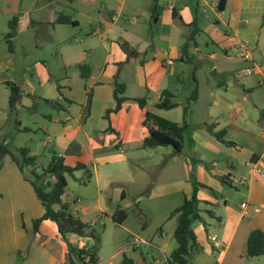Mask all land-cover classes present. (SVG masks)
Returning a JSON list of instances; mask_svg holds the SVG:
<instances>
[{"label":"crops","instance_id":"obj_1","mask_svg":"<svg viewBox=\"0 0 264 264\" xmlns=\"http://www.w3.org/2000/svg\"><path fill=\"white\" fill-rule=\"evenodd\" d=\"M81 1L83 5H87L88 3L94 4L98 0ZM102 1L100 8L101 16L98 18L99 11L97 12V16H89L91 20L97 23L89 35L98 37L101 42L99 45L106 49L107 47L104 43L105 35L112 34L113 37H116L114 35V27L116 25L115 23L109 24L107 19L109 18L113 22L118 21L124 13V3L126 0H116L117 2H121V5L116 7L112 3L113 0ZM218 2L219 0L208 4L207 0H196V7H192L193 4L189 0H166L165 4L160 6L156 0L152 8L153 16H151V20L156 18V24L159 26L160 33L154 36L146 44L145 48L138 50L131 44L129 39L126 40L123 36L119 37L117 41L114 40L110 45L113 58H108L104 62L105 66L99 72L97 70V63L93 60L90 65H87L90 74L88 79H83L81 75L80 79H78L80 81L69 79L68 77L60 79V84H57L59 97L70 105H75L79 101L73 94L74 91L77 92L80 89L83 91V88H85L87 100L88 94L92 93L90 114L86 119H84L85 112L83 108L81 110L75 109L78 112L76 117L71 114L66 117L57 116L50 118L52 134L49 133L51 129L46 128L48 131L46 144L52 152H56L57 155L63 157L65 163L71 167H74L78 163L85 164L87 169L92 173V177L88 183L94 181L97 186L96 190L89 192L76 191L77 194L74 193L73 201H71L72 203H76L73 207L72 203L65 199V197L68 198L66 192L62 197L64 204L68 205L69 209L83 223L89 225L91 220L87 217H91V215H98L100 218L112 217V221L115 223L113 220L115 211L112 212L108 208V205L116 201L115 203L119 208L128 212L126 221L121 224L126 228L125 224L130 222L132 218H135L129 212L133 209V206L128 203L123 205L127 200L129 192L123 189L119 195V199L113 200L111 198L108 199V195L104 191L114 183L135 191V196L142 194L147 185L144 180L147 177L149 169L153 166H159L161 163L162 156H159V162L157 160V156L159 155L157 150H161V152L166 150V153L169 155L170 149L168 148H171L170 154H173L174 149L172 147L149 149L144 146V140L149 134L148 129L144 126L146 111L149 110L147 107L145 109L140 107L145 114L144 120L140 122V126L138 125L139 117L137 115L129 117V111L125 112V103L127 101L123 103L119 111L112 112L109 116H106V114L116 107L114 99V81L116 76L119 82L126 85V91L128 90L127 84H130L129 81L136 82L144 87L149 86L150 89L156 88L155 90L158 91V99L160 101L162 93L165 90H169L166 88L165 78L171 76L177 64L185 65L190 61L187 56H183L182 54L183 45L191 39L190 44H193L196 49L199 48L196 37L205 30L202 29L201 23L204 19L201 21L198 9L208 6L211 12L217 16L216 22L209 23L206 28L209 30L208 44L215 47L221 53L215 52V58L224 64H227L226 62L230 63L228 57L235 58L234 54L236 53L237 43H247L250 47L253 60L246 62L236 58L235 63L252 65L249 68H253L257 76H264V68L256 60L254 54V50L256 53L261 52L256 47H259L264 42V0H227L223 11H219L218 6H213V4H218ZM132 9L135 11V8ZM174 11L177 12L175 16ZM36 12L37 9L35 8L21 12L19 14L20 17L14 15V17H18V32L29 29L32 25L38 23L32 16ZM59 15L61 14L51 11L48 16L49 24L52 26L57 25L56 20ZM70 17L72 21H76V24H68L74 27L80 26L79 20H76L72 15ZM100 26L104 29L103 33H100ZM220 26L225 28L223 32L218 28ZM193 35L194 38H192ZM121 42H128L140 53L139 56L127 60V55L120 46ZM93 46L94 43H92L91 48L88 50H82V53L93 52L95 49ZM64 52L66 56H70L73 53L70 47H64ZM84 57L83 55L80 59H84ZM36 66H38V75L48 80L50 74L46 67L43 64ZM245 69L243 70L244 72ZM133 72L134 78L131 76ZM236 75H238V72ZM220 85H225V82H222ZM19 87L22 89V95H24L23 88ZM63 88L67 89V94H61L63 93L61 92ZM54 101L50 99L46 100L52 106L58 104V102ZM217 104L215 102L214 105L217 106ZM59 106L61 111L70 113L71 107L67 108L61 104ZM214 119L216 121L210 126L213 139L224 146H232L239 149L238 146L240 145L237 141L225 139L227 134L224 131H220L218 117ZM59 123H62L64 127H60ZM186 125L188 130L189 124L186 123ZM219 132H222L224 140L229 144H225L215 137V133ZM214 140L195 134L192 141L193 150L197 152L200 147H205L212 154H217L220 150L215 144L216 142L214 143ZM262 141H264V133L262 134ZM248 143L246 151L250 155L249 159L242 161V163L237 161L231 165L228 164V171H224L223 168L215 169L214 172L208 171L202 166L206 163V156H201L199 158L200 164H198V179L195 184L169 183L162 185L161 191L151 196V200L157 198L162 200L159 205H154L151 202L149 203V201L144 202V199H141V197L135 200L137 204L135 209L139 211V214L142 216L150 215L154 218L153 223H155L150 229L148 225L143 228L140 223L136 229L143 231L142 240L147 243V247L156 248L160 256L165 258L167 264L170 254L175 249L171 245V240L174 238L177 226L175 218L169 219L170 214L183 204L186 197L190 198L195 190L197 198L200 201V214H207L219 225L217 229L218 234L215 235L217 236V242L213 246L214 251L217 252V264H244L246 260H250V257L247 255L249 235L255 229L264 232V178L261 177V173H264V142L261 143L259 140L250 139ZM150 150L151 153H149ZM246 151L242 149L241 152L246 154ZM31 155L37 156L34 150H31ZM50 159L51 157H49V161ZM177 161L178 159L175 158L170 163H176ZM10 162L14 164L12 165L14 167L10 168V176H0V179L4 182V188L0 191V264H11L12 256L17 252L25 255V262L35 253V262L37 264H66L68 246L62 240L57 225H54L51 221H44L40 225L38 232L34 233V220L41 218L45 213V209L38 200L31 185L24 180V175L16 163L13 160ZM214 167H218V165ZM234 169L237 172H234ZM166 170L168 172V166ZM81 171H84L87 177V171ZM221 177H230V179H228L227 184H224L220 181ZM233 177L245 180L246 184L240 185L234 182L232 180L234 179ZM73 179L80 185H82L80 181L84 180L77 178L76 173ZM153 185H156V183H153ZM228 188H243L244 192L242 194L245 200L238 204L237 201L225 195ZM159 189V186H155L154 191ZM7 190H10V207L3 193ZM219 196L221 197L220 199L218 198ZM244 203L246 207L242 208V204ZM220 204H222V209L219 214L210 210L212 206ZM209 212H212V214H209ZM101 224L105 225L103 221ZM204 224L210 225L211 223L204 221ZM165 227L169 229L168 232L165 230ZM45 228L51 229L54 232V238H49L51 236L48 235L47 240L41 243L44 250V253H41L36 245L40 241V235ZM158 228L160 229V233L155 234V230ZM156 235H159V237H156ZM67 239L73 247L77 246L79 249L88 248V244L83 237L69 235ZM54 245H58L60 248V258H56L48 250V247ZM98 261L99 264L104 263L99 256ZM208 264L211 263L209 262Z\"/></svg>","mask_w":264,"mask_h":264},{"label":"rangeland","instance_id":"obj_2","mask_svg":"<svg viewBox=\"0 0 264 264\" xmlns=\"http://www.w3.org/2000/svg\"><path fill=\"white\" fill-rule=\"evenodd\" d=\"M157 1L160 6H163L166 0ZM189 1L192 2V7H196V0ZM207 1L208 4H211L213 1L217 2L218 0ZM102 2V0H98L94 4L88 3L87 5H83L81 0H0L1 177L10 176V168L14 167L12 166L14 164L10 162L12 160L11 156L17 155L19 149L24 147L31 148L38 156L37 168L25 167L26 174L32 176L33 169L42 173L43 167L48 165L49 157L52 155V151L46 144L48 136L46 128L51 129L50 134L53 133L50 118L57 116L66 117L71 114L76 117L78 112L75 109L81 110L83 108L85 112L88 102H86L87 94L85 88H83V91L80 89L77 92H73L79 101L75 105H70L59 97L57 84H60L61 78L68 77L69 79L80 81L78 80L80 79V66L90 65L93 60L96 61L99 72L105 66L104 62L108 58H113L110 45L114 40L117 41L119 37L123 36L126 40L129 39L136 49L142 50L154 36L160 33L159 26L156 24V18L151 20V16H153L152 8L156 0H126L124 3V13L119 20L113 22L111 19H107L109 24L115 23L114 35L116 37H113L112 34L105 35L104 43L107 48L104 49L99 45L101 42L98 37L89 35L93 27L97 25L96 21L91 20L89 16H97ZM112 3L115 7L121 5V2H117L116 0H113ZM35 8L37 12L32 16L38 23L21 32L17 30L16 36L12 39V47L10 49L9 44L5 40L6 34L9 31V22L13 19L14 15L20 17L19 14L21 12ZM132 8H135V11ZM198 10L201 15V21L204 19V24L202 22L201 26L205 30L196 37L199 48L196 49L192 44L187 56L190 59L189 63L185 65L177 64L171 76L165 78L166 88L175 93L174 101L179 103V107L168 111L159 110L155 105L159 101L156 88L150 89L149 86L144 87L133 81H129L130 84H127L125 112L129 111V117L137 115L139 117V126L141 120H144L145 114L136 99L146 98L147 108L151 112L180 124L186 122L189 124V127L185 132L182 153H177L174 150L171 155V148H168L170 149L169 155L166 153V150L162 152L161 150H157V153H159L157 160L159 162V156H162L161 163L159 166H153L149 169L147 177L144 180L147 185L142 194L135 196V191L114 183L104 191L107 193L108 199L111 198L113 200L119 199V195L123 189L129 192L127 200L123 205L128 203L133 206V209L129 212L135 218H132L130 222L125 224L126 228L115 224L112 221V217L100 218L98 215L87 217L95 225L92 226L90 223L86 233L93 230L99 236L98 256L104 262L103 264H120L124 255L132 258L135 264H167L165 258L160 256L156 248L147 247L148 245L146 244L140 247L131 245L134 237L137 236L142 239L143 236V231L136 229L138 228L137 225L139 226L140 223L142 225V222L139 211L135 209L137 205L135 200L141 197V199H144V202L149 201V203L159 205L162 200L159 198L151 200V196L154 193L160 192L162 185L169 183L195 184L197 182L199 174L198 164H200L199 158L201 156H206V163L201 165L208 171L214 172L215 169L221 168L224 171H228V164L231 165L237 161L242 163V161L249 159L250 155L246 149L250 139L259 140L261 143L264 142L262 141V134L264 133V76H257L256 72L248 76L243 70L246 67H252V65L235 63L236 58L233 57H228L230 63L226 62L227 64L218 61L215 58V52L221 53L215 47L208 44L209 30L206 29L209 23L216 22L217 16L211 12L208 6ZM51 11L65 16L72 15L76 20L80 21V26L74 27L71 24L52 26L48 22V16ZM100 16L101 12L98 18ZM99 28L101 29L100 33H103L104 29L101 26ZM218 28L222 32L225 29L223 26ZM92 43H94V51H88L86 54H83L82 50L91 48ZM64 47H70L73 53L70 56H66ZM256 49L261 50V52L257 53L254 50L256 60L264 68V42L259 47H256ZM149 53L151 54V52ZM83 55L85 56L84 59H80ZM38 64H43L48 70L50 74L48 80L38 75V66H36ZM237 72L238 75H236ZM131 76L134 78V72ZM7 82L21 86L24 90V95H21L13 112L9 110L11 90ZM222 82H225V85H220ZM196 87L198 88L199 97L195 101H189ZM61 92H63L61 94H67V89L63 88ZM48 99L51 101L55 100L54 102H58V104L52 106L46 102ZM81 101L82 103H80ZM215 102L218 103L217 106L214 105ZM59 104L67 108L71 107L70 113L61 111ZM185 108H187L186 116L184 113ZM216 117L219 119L220 131H224L227 134L225 139L237 141L240 145L238 146L239 149L232 146H224L213 139L210 126L216 121L214 119ZM58 125L64 127L62 123ZM195 134L214 140L220 152L212 154L205 147H200L195 152L192 146ZM242 149L246 151V154L241 152ZM149 153H151V150ZM175 158L178 161L170 163ZM216 165L218 167H214ZM167 166L168 172L166 170ZM234 172H237V170L234 169ZM76 177L85 180L86 173L78 171L76 172ZM233 178L234 182L239 180L237 177ZM49 180L53 182V179ZM153 183H156V185H153ZM155 186H159L160 189L154 191ZM96 187L94 181L86 185H80L73 178L68 177V186L66 188L68 198L65 197V199L72 203V198L77 194L76 191L89 192L96 190ZM2 188H4V182L0 179V191H2ZM226 191L225 195L237 201L238 204L245 200L242 194L244 192L243 188H228ZM3 193L10 207V190ZM218 198L220 199L221 197L219 196ZM115 202L113 201V203L108 205V208L112 212L119 208ZM74 204L76 203H72V207ZM221 209L222 204L210 208V210L217 214L220 213ZM201 216L203 221H197L193 224L200 249L199 251L192 252L191 262L192 264H208L209 262L217 264V252L214 251L213 246L217 242V236L215 235L218 234L217 229L219 225L207 214L202 213ZM153 220L154 218L150 215H143L142 221L146 224V227L148 225L149 229L155 225ZM102 221L105 225L101 224ZM204 221L211 224L205 225ZM53 224L56 225L55 223ZM159 230V228L155 230V234H159ZM165 230L169 231L166 227ZM42 232L40 241L37 242L36 246L40 249L41 253H44L41 243L47 240L48 235L51 236L49 238H54V232L46 228ZM156 237H159V235H156ZM83 238L88 244V248L96 245L92 238ZM171 245L176 247L174 238L171 240ZM75 248L79 249L77 246ZM118 250L120 252L117 253ZM68 257L69 255L67 254V260ZM24 258L25 255L17 252L12 256L11 264H37L35 262V253L27 262H25L26 259ZM74 260L76 263L78 262L76 256ZM244 264H264V256L250 258Z\"/></svg>","mask_w":264,"mask_h":264},{"label":"trees","instance_id":"obj_3","mask_svg":"<svg viewBox=\"0 0 264 264\" xmlns=\"http://www.w3.org/2000/svg\"><path fill=\"white\" fill-rule=\"evenodd\" d=\"M227 0H219L218 9L223 11L225 9ZM177 12L174 11V16ZM76 24V21H72L70 16L59 15L56 24ZM18 26V17H14L9 22V32L6 34L5 40L9 44L10 49L12 47V39L16 36ZM194 38V35L193 37ZM191 39L186 41L182 47L183 56H188ZM120 46L124 53L127 55V60L137 58L140 53L133 48L128 42H121ZM189 62V61H188ZM80 75L83 79H88L90 76L89 68L87 66H80ZM10 90L9 98V110L13 112L16 104L20 100L22 95V89L12 83H7ZM114 99L116 107L114 110L108 111L106 116H109L112 112H117L122 108L124 102L127 101L125 97L126 85L119 82L116 76L114 81ZM175 94L169 90H165L162 93V97L159 103L156 104V108L161 110H171L179 106L174 101ZM198 98V88L196 87L193 94L189 98V101H195ZM85 107L84 119L90 114V108L92 104V93L88 94V100ZM142 109L147 107V100L145 98L136 99ZM185 116L187 115V108H185ZM144 126L148 129L149 134L144 140V146L149 149L157 147H173L175 152L180 153L183 149V140L185 132L187 130L186 123L179 124L163 118L149 110L146 111L144 120ZM215 137L225 144H229L224 140L222 132L215 133ZM13 162L16 163L21 173L24 175V179L29 182L35 194L45 209V213L41 218L34 220V233H37L40 225L44 221H51L58 227V231L62 237V240L68 246V260L66 264H99L98 261V245L100 242L99 236L95 231L86 233L88 225L83 223L77 215L72 212L68 205L64 204L62 197L66 192L68 186V177L75 178V173L81 170L87 171V177L85 180L80 181L82 184L88 183L92 177V173L87 169L83 163H78L74 167H71L65 163L63 157L57 155L56 152H52L51 159L46 167H43L42 173H39L35 169L32 171V176L27 175L25 167L37 168L38 157L31 155V149L24 147L19 149L17 155H12ZM49 179H53V182ZM230 177H221L220 181L227 184ZM200 201L197 198L196 190L190 198H185L183 204L176 208L170 214V219L175 218L177 226L174 232V240L176 247L168 258V264H192L191 256L192 252L199 251L200 245L196 233L193 229V224L197 221H203L199 208ZM212 214V212H209ZM141 216L142 227L145 228L146 224L143 223V216ZM128 217V212L124 209H117L113 214V220L116 224H123ZM69 235H77L79 237H90L96 245L92 248L77 249L73 247L69 241ZM55 246V247H54ZM48 247V250L56 258H60V248L58 245ZM247 255L250 258L264 256V232L259 229L253 230L248 238L247 242ZM76 256L77 263L74 260ZM120 264H135L134 260L127 255H124Z\"/></svg>","mask_w":264,"mask_h":264},{"label":"built area","instance_id":"obj_4","mask_svg":"<svg viewBox=\"0 0 264 264\" xmlns=\"http://www.w3.org/2000/svg\"><path fill=\"white\" fill-rule=\"evenodd\" d=\"M213 6L217 7L218 4H213ZM235 58L241 60V61H252V55L250 52V47L247 43L244 42H238L236 45V53L234 54ZM254 72L253 68H247L245 69V73L247 75H252ZM261 177L264 178V173H261ZM236 182L240 185H245L246 182L243 179L236 180ZM246 204H242V208H245ZM92 226L95 225V223H91ZM147 244L145 241L140 239L139 237H134L133 240L131 241V245L134 247H140L141 245Z\"/></svg>","mask_w":264,"mask_h":264}]
</instances>
